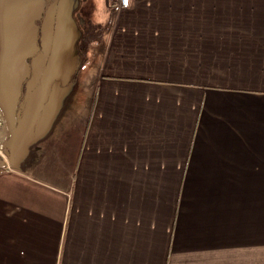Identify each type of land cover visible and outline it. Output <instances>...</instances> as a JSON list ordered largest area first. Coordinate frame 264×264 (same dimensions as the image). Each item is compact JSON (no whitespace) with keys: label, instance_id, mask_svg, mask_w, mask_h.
<instances>
[{"label":"crops","instance_id":"obj_1","mask_svg":"<svg viewBox=\"0 0 264 264\" xmlns=\"http://www.w3.org/2000/svg\"><path fill=\"white\" fill-rule=\"evenodd\" d=\"M128 1L0 153V264H264V0Z\"/></svg>","mask_w":264,"mask_h":264},{"label":"rangeland","instance_id":"obj_2","mask_svg":"<svg viewBox=\"0 0 264 264\" xmlns=\"http://www.w3.org/2000/svg\"><path fill=\"white\" fill-rule=\"evenodd\" d=\"M105 1L0 0V24L7 27L0 32V153L8 156L11 148L6 115L12 125L18 122L22 127L26 115L25 121L32 119L26 112L31 100L41 105L36 84L43 68L47 74L57 68L56 78L51 79L61 80L62 88L74 89L82 82L87 72L83 69L78 75L77 71L85 67L88 51L76 45L75 36H81L76 30L82 26L86 37L96 35L100 40L110 24Z\"/></svg>","mask_w":264,"mask_h":264},{"label":"water","instance_id":"obj_3","mask_svg":"<svg viewBox=\"0 0 264 264\" xmlns=\"http://www.w3.org/2000/svg\"><path fill=\"white\" fill-rule=\"evenodd\" d=\"M2 107H4V106L2 105ZM7 116H8V115H6V119L8 120V121H7V123H8V124H7V127H8V133H9V136H8V138H7V142H8V143L10 142V144H11V148L8 147V152H9L8 155H9L10 158H12L13 155H14V149H13V147H12V144H13V142H14V140H15V137H16L15 132L18 131L19 124H18V122H16V124H13V125H12V122L9 121V117L7 118Z\"/></svg>","mask_w":264,"mask_h":264},{"label":"built area","instance_id":"obj_4","mask_svg":"<svg viewBox=\"0 0 264 264\" xmlns=\"http://www.w3.org/2000/svg\"><path fill=\"white\" fill-rule=\"evenodd\" d=\"M119 2H120V5H121L122 7H128V3H129V1H128L127 3H125V0H119Z\"/></svg>","mask_w":264,"mask_h":264},{"label":"snow or ice","instance_id":"obj_5","mask_svg":"<svg viewBox=\"0 0 264 264\" xmlns=\"http://www.w3.org/2000/svg\"><path fill=\"white\" fill-rule=\"evenodd\" d=\"M128 2V0H125V3H127Z\"/></svg>","mask_w":264,"mask_h":264}]
</instances>
